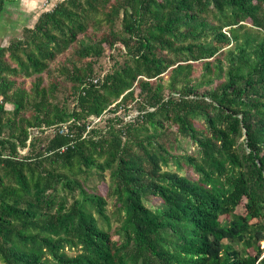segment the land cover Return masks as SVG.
I'll return each mask as SVG.
<instances>
[{
	"label": "trees",
	"instance_id": "1",
	"mask_svg": "<svg viewBox=\"0 0 264 264\" xmlns=\"http://www.w3.org/2000/svg\"><path fill=\"white\" fill-rule=\"evenodd\" d=\"M0 98V264H264V0H61Z\"/></svg>",
	"mask_w": 264,
	"mask_h": 264
},
{
	"label": "crops",
	"instance_id": "2",
	"mask_svg": "<svg viewBox=\"0 0 264 264\" xmlns=\"http://www.w3.org/2000/svg\"><path fill=\"white\" fill-rule=\"evenodd\" d=\"M53 1L55 5L61 0ZM35 2L37 0H4L0 8V49L21 39L23 30L32 28L39 15L45 12L35 11ZM17 4L18 7H14Z\"/></svg>",
	"mask_w": 264,
	"mask_h": 264
},
{
	"label": "rangeland",
	"instance_id": "3",
	"mask_svg": "<svg viewBox=\"0 0 264 264\" xmlns=\"http://www.w3.org/2000/svg\"><path fill=\"white\" fill-rule=\"evenodd\" d=\"M19 3V2H18ZM35 11H47V10H50L53 6H54V1L53 0H37V2H35ZM14 7H18V4L17 5H14ZM108 62V61H107ZM110 62H108L107 64V67L109 66ZM51 69L53 67H50ZM101 73V72H100ZM132 112H130L129 114L131 115ZM108 116V113H104L103 115V118L101 119H104ZM128 117V115L126 116V118ZM101 123V121H100ZM103 124V123H102ZM100 124V125H102ZM190 150L192 149V145L191 144H185ZM173 154H178L177 152H174ZM191 176V175H190ZM105 180L108 181V173H106L105 175ZM94 183V182H92ZM97 189H98V192L101 194V195H104L105 194V191H106V183H99L97 185ZM160 203V201L157 199V198H154V197H150V200L149 202L145 203L146 206H157L158 204ZM108 215H111L113 217V215L111 214L112 213V207L109 205L108 206V211H107ZM114 219H111V223H114L113 221ZM235 248H238V245L235 244L234 245ZM260 248L263 250V253H262V256H264V242H260Z\"/></svg>",
	"mask_w": 264,
	"mask_h": 264
},
{
	"label": "built area",
	"instance_id": "4",
	"mask_svg": "<svg viewBox=\"0 0 264 264\" xmlns=\"http://www.w3.org/2000/svg\"><path fill=\"white\" fill-rule=\"evenodd\" d=\"M101 75H103V73ZM98 79H99V77L98 76H95L92 79H90L89 81L91 83L95 84V83H97ZM1 103H2V101H1V98H0V104ZM129 117H131V115H129L127 118H129ZM94 121L97 122L98 119H94ZM66 132H67V128H66L65 125H63L62 128L60 129L59 133H64L65 134ZM23 152H24V150H21V153H23Z\"/></svg>",
	"mask_w": 264,
	"mask_h": 264
}]
</instances>
